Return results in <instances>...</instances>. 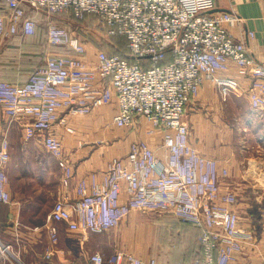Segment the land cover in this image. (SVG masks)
I'll list each match as a JSON object with an SVG mask.
<instances>
[{"label":"built area","instance_id":"2783aa9c","mask_svg":"<svg viewBox=\"0 0 264 264\" xmlns=\"http://www.w3.org/2000/svg\"><path fill=\"white\" fill-rule=\"evenodd\" d=\"M214 5V0H0V8L7 7L8 13L0 14V38L6 33L34 35L35 17L26 13L28 6L77 21L93 16L102 38L118 35L127 42L124 56L98 49L96 66L90 67L83 59L84 41L66 27L49 25L48 45L67 48L74 56H48L24 84L0 81V110L24 129L42 135L44 148L58 161L63 190L73 171L53 126L58 111L72 107L97 81L104 86L85 98L93 108L114 98L117 128L132 131L137 119L144 117L150 133L163 134L164 156L148 143L135 141L127 156L110 162L100 176L92 173L79 179L74 202L60 194L46 217L54 241L56 224L73 233L100 234L117 228L130 212L142 211L169 214L200 231L199 255L193 264H230L242 251L250 232L233 209L236 197L221 193L212 162L189 144L185 114L205 80L213 82L222 100L239 90L237 79L218 75L230 62L251 78V108L264 111V66L230 34L237 15L214 14ZM88 263L159 264L122 251L110 256L93 253Z\"/></svg>","mask_w":264,"mask_h":264},{"label":"crops","instance_id":"0c3cea01","mask_svg":"<svg viewBox=\"0 0 264 264\" xmlns=\"http://www.w3.org/2000/svg\"><path fill=\"white\" fill-rule=\"evenodd\" d=\"M214 4V14L237 15L239 21L229 28L230 34L264 66V0H214ZM24 8L35 17L34 35L6 33L0 38V81L13 85L27 82L48 56H74L46 40L49 25L70 29V24ZM0 14L7 15V7L2 6ZM248 33H253V38ZM98 49L97 41L86 43L83 59L88 66H96ZM218 75L237 79L239 90L222 100L213 82L205 80L187 106L185 121L189 144L212 162L221 193L236 197L233 209L241 222L243 212L253 213L258 208L264 213V111L251 108V78L234 63ZM103 86L97 81L72 107L58 111L53 132L73 171L64 190L58 161L44 148L42 135L24 129L0 110V264H89L92 253L110 256L115 251L159 264H193L200 231L169 214L132 211L117 228L100 234L73 233L60 223L56 224V240L52 239L46 217L60 194L67 196L68 203L77 199L79 179L92 173L100 176L110 162L124 159L138 140L148 143L158 155L165 154L162 132L150 133L151 125L141 118L135 132H117L114 98L104 106L91 107L85 95L97 94Z\"/></svg>","mask_w":264,"mask_h":264},{"label":"rangeland","instance_id":"374dc122","mask_svg":"<svg viewBox=\"0 0 264 264\" xmlns=\"http://www.w3.org/2000/svg\"><path fill=\"white\" fill-rule=\"evenodd\" d=\"M51 16L62 20L66 24H70V29H68L66 26L63 27H66L68 30H70V32L72 31V35L83 40L85 44L89 41L95 40L100 46V49L104 51H111V49H115V47H113L114 42L111 40V38L109 40L102 38L103 32L97 27L93 17L89 16L82 21H77L71 16L65 14H55ZM139 118L150 124L146 118ZM137 127L138 126H136V129L132 131L135 132L138 129ZM122 131L128 133L130 132V130L127 129L117 130L119 133ZM240 223L242 227L249 230L250 237L245 243H243L242 251L236 254L234 261H232L230 264H237V261L240 259H243L244 261L239 264H264V213L258 208L253 213L243 212Z\"/></svg>","mask_w":264,"mask_h":264},{"label":"trees","instance_id":"16d2710c","mask_svg":"<svg viewBox=\"0 0 264 264\" xmlns=\"http://www.w3.org/2000/svg\"><path fill=\"white\" fill-rule=\"evenodd\" d=\"M86 17H89V16H86ZM91 17H93V16H91ZM94 20H95V18H94ZM111 40L114 42L113 47H115V49L114 50L111 49V51H109V52H118L122 56L127 54L128 50H127V42H126L125 37L116 35V36L111 37ZM169 61H170V57L168 56L166 62H169ZM199 250H200V248L198 249V254H196L195 258L199 255Z\"/></svg>","mask_w":264,"mask_h":264}]
</instances>
